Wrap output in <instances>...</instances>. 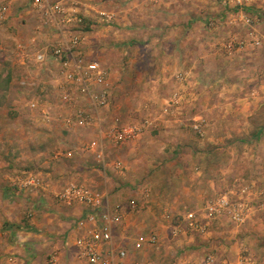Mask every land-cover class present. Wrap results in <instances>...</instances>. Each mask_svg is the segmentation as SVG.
Here are the masks:
<instances>
[{
  "label": "rangeland",
  "instance_id": "rangeland-1",
  "mask_svg": "<svg viewBox=\"0 0 264 264\" xmlns=\"http://www.w3.org/2000/svg\"><path fill=\"white\" fill-rule=\"evenodd\" d=\"M82 1H77L79 6ZM130 1L107 0L102 8L112 18L102 12L86 14V20L79 27L85 36L82 52L99 59L109 70L112 82L109 106L93 110L94 115L106 119L102 121L104 127L111 125L115 117L122 122L141 121L146 117L152 121L142 142L137 144L142 152L135 158L124 157L127 150L121 151L119 145L107 143L110 161L116 158L122 163L120 169L110 166L106 170L118 183L111 189L110 197L124 187L122 177L131 176L134 169L144 174L147 160L152 157H183L181 167L175 162H170L168 168L158 167L159 180L173 182L168 191L160 192L157 186L151 185V171L130 183V187H124L128 191L134 188L138 193L123 192L122 197L118 196L120 202H138L136 209L129 212L131 219L124 234L132 243L131 250L134 251L133 239L139 233L154 232L160 242L145 245L140 257H150L157 264H173L180 258H202L213 250L221 258H234L245 248L255 264H264V180L261 174L264 134L260 140L252 138L255 128L264 125V19L255 32L261 37L260 45L228 54L222 43L231 37L245 39L247 34L246 26H241L238 17L233 23L229 17L239 6L236 2L175 0L174 7L185 9V17L164 19L168 22L158 20L154 28L151 19L125 11L129 4L133 5ZM246 1L250 0L244 3ZM15 3L17 6L14 2L9 5V15L0 24V82L3 83L0 87V174L4 179L9 175L7 183L12 190L27 172L44 175L48 182L59 180L57 187H61L72 180L71 173L64 171L53 179L46 173L65 167L68 170L76 163L78 166L72 169L78 174L74 178L87 184L86 179L91 178L89 181L95 184L93 189L103 191L100 181L104 171L98 161L91 158L93 166L87 169L78 160V156L84 159L89 156L86 142L96 137L95 124L69 129L61 119L44 121L39 111L26 105L28 99L37 97L56 116L73 112V108L61 100L56 86L57 63L50 61L40 66L32 59V53L39 46L54 41L55 33L48 28H37L39 17L30 7V0ZM114 11H117L115 16ZM177 21L185 24L182 33L172 24ZM232 26L235 29L232 30ZM33 36L38 37L36 45L31 44ZM130 40L133 44L128 46ZM21 44L30 54L25 63L18 56ZM163 59H171V66L166 67ZM195 60L196 67L189 72L185 89L189 98L179 108L166 112L164 108L170 96L181 89L176 73L189 69ZM198 69L203 75L199 76ZM7 75L11 78L6 85L4 77ZM252 91L258 92L257 97L249 95ZM78 101L88 107L85 99L78 98ZM197 117L206 119L201 137L192 127ZM143 141L149 146H142ZM65 149L73 150L76 155V161L70 165L67 158L52 157L55 151ZM250 181H255L257 192L245 197L251 210L242 225H232L223 218L211 224L207 235L188 232L173 236V225L180 222L187 211L202 207L209 198L234 188L237 183ZM38 189L40 186L15 189V195L24 201L27 218L30 208L25 203L36 201L34 192ZM196 240L202 241L198 247L190 244Z\"/></svg>",
  "mask_w": 264,
  "mask_h": 264
},
{
  "label": "built area",
  "instance_id": "built-area-1",
  "mask_svg": "<svg viewBox=\"0 0 264 264\" xmlns=\"http://www.w3.org/2000/svg\"><path fill=\"white\" fill-rule=\"evenodd\" d=\"M10 4L9 0H0V24L8 17ZM236 4L243 6L244 0H236ZM30 6L39 17L37 28H48L55 33L54 41L33 52L32 59L40 66L46 65L50 61L57 63L56 86L60 92L61 100L64 104L71 106L73 112L69 115L56 116L50 107L42 104L37 97L28 99L26 105L32 110L39 111L46 122L61 119L69 125L96 124L98 138L87 142L86 149L94 152L98 163L105 169L108 166L105 144L107 142L123 144L135 139L144 133L152 121L149 118H143L139 122H122L119 117H115L111 125L104 127L100 117L95 116L93 110L98 111L110 104L112 90L110 72L99 59L82 52L85 36L79 27L84 20V15L78 3L74 0L68 2L65 0H30ZM242 10L240 9V12L234 15L231 20L234 21L238 17L248 25H252L258 20L245 14ZM106 17L112 18V15L106 14ZM30 41L31 44L36 45L37 37H31ZM260 43L261 37L257 33H253L245 39L231 37L222 43V47L226 53L232 54L248 46H258ZM29 55L22 44L18 46V56L22 63L26 62ZM188 76L189 71L185 69L176 73L181 89L175 90L170 96L164 108L166 112L173 108H179L189 98L185 91ZM78 98L85 99L88 107L81 105ZM205 124V118L197 117L194 119L192 127L198 134L204 135ZM112 165L115 169L122 168V163L118 160L114 161ZM261 174L264 180V167ZM19 185L22 190L40 186V175L27 172L20 178ZM256 192L255 181H250L237 183L234 188L215 194L202 207L187 211L180 222L173 225V236L188 232L207 235L211 232V224L223 218H226L232 225H242L251 210L245 197ZM55 197L62 203L71 205L78 202L85 208L84 216L75 222L79 231L75 245L84 264H157L150 257L132 256L131 249L115 245L113 229L122 223L124 211L119 204L110 205V197L106 191L90 188L81 182L70 181L55 193ZM128 206L131 209H136L137 202L131 200ZM159 242L160 237L157 233H139L133 239V249L140 253L145 245H156ZM55 258L53 254L49 259V264H54ZM173 264L197 263L180 258ZM200 264H255V260L245 252L239 253L234 258H221L213 250L206 253Z\"/></svg>",
  "mask_w": 264,
  "mask_h": 264
},
{
  "label": "crops",
  "instance_id": "crops-1",
  "mask_svg": "<svg viewBox=\"0 0 264 264\" xmlns=\"http://www.w3.org/2000/svg\"><path fill=\"white\" fill-rule=\"evenodd\" d=\"M14 2V4L17 6L18 0H9ZM66 2L70 0H65ZM78 1V0H74ZM107 0H83L82 5L79 6L81 9L82 14L85 16L86 14L92 15L96 12H102V13H108V11L103 10V6L105 7ZM120 1V0H119ZM175 0H131L129 3H132L133 5L129 4L127 8H125L126 12H129L132 16H134L133 12H136L138 17L141 18H149L152 20L153 27H157L158 20L163 22L164 19L171 18V17H185L183 8L180 9V6L175 8L174 4ZM254 1V0H253ZM252 0L246 1L243 6H237V8L234 10L235 13H231L229 17H233L234 15L238 14L240 12V9H243L242 11L250 16H253L254 18H257L258 20L254 22L252 25L245 24L243 21L240 22L241 26H246L247 28V34L244 35V38L250 37L253 33L257 31L258 26L261 24V19H264V0H261L260 3L253 2ZM229 3L236 2V0H228ZM31 7V6H30ZM246 7H251L254 10H257V12L246 10ZM124 10V9H122ZM117 11L113 12V15L115 16ZM109 14V13H108ZM136 16V17H137ZM237 21V20H234ZM231 20V22H234ZM170 24V23H165ZM173 26L177 29V32L181 33L185 29V24L183 22L177 21V23H172ZM162 27L167 25H161ZM154 27V28H155ZM235 29V26H232V30ZM179 30V31H178ZM236 33V32H235ZM237 34V33H236ZM239 36H241L239 34ZM243 36V35H242ZM248 36V37H247ZM36 37V36H35ZM38 40V37H37ZM128 46L133 44V40H130L127 42ZM41 45V43H40ZM41 46H39L40 48ZM173 56V55H172ZM156 56L151 57L152 60L155 59ZM170 57V55H169ZM179 57V56H178ZM159 58V57H158ZM172 58H175L173 56ZM171 58V59H172ZM171 59H163L162 63H165V66H171ZM160 60V59H159ZM169 61V62H168ZM196 60L195 63L191 65L189 69V72H193V68L196 67ZM184 70V69H182ZM199 73V76L203 75V73L199 72V69L197 70ZM199 78V77H198ZM200 81L203 79H199ZM255 93V94H254ZM256 94H258L257 91H252L249 95L251 97H257ZM148 118V117H146ZM106 120L105 118H100V121ZM63 121V120H62ZM138 121H129V122H139ZM63 123L69 128V129H76L79 126L77 125H69L66 124L64 121ZM97 127V125L95 124ZM147 129V128H146ZM146 133V130L142 135L139 137L129 140L123 144H115L119 145L122 150H127V154H125L124 157H137L139 153L142 152L141 146L138 147V143L142 142L140 141L142 139V136ZM98 133L95 138L89 139L87 142L97 139ZM86 142V143H87ZM108 143V142H107ZM107 143L105 144V156L106 161L108 163V166L103 169L104 173L102 174V179L100 181V184H103V191H106L109 194L111 193V189L116 188L118 186V183L115 182V178L113 177L112 173L106 172L107 168L111 166V168H114L112 165V162L114 161H120L119 159H110L108 158V151H107ZM112 143V142H109ZM148 143L146 141H143L142 146H146ZM141 145V143H140ZM149 146V144H148ZM88 157L84 159L82 156H78L79 162L83 163L86 168L91 167L92 168V162L91 158L96 159L95 154L92 150L87 149ZM120 151V150H119ZM73 150L71 149H65V150H59L55 151L53 156L54 158H67V162L73 163L75 162ZM85 155V154H84ZM169 155H162L161 157H152L151 159L147 160L149 163L147 164V170L144 174L148 175L151 171L152 177H150L151 185L157 186V189L160 192H166L168 191L167 188L173 186V182H162L159 180V177H157L158 167L161 166L162 168H165L170 165V162H175L179 167H181V163L183 162V157H173L171 159L168 158ZM97 161V159H96ZM66 162V163H67ZM174 164V163H172ZM78 164L73 163L71 167L66 169L54 170L52 172H47V176L56 177L57 174L62 173L64 171L71 173L74 177L75 174H78L77 171L74 172L72 168H76ZM160 167V168H161ZM83 168V167H82ZM87 168V169H88ZM134 173L130 176L129 174L125 177L121 178L122 185L124 187L129 186L130 183L137 182L140 180L139 178L143 177V173ZM180 172V168H178ZM89 171V170H88ZM87 171V172H88ZM167 174L170 175L169 170L166 169ZM197 174H199L197 172ZM40 175V174H39ZM69 175V174H68ZM181 176V175H179ZM73 177V178H74ZM78 177V176H77ZM184 177V176H183ZM182 177V178H183ZM0 178L2 181L0 182V264H49L50 257L54 254L55 255V262L54 264H84L83 260L78 255V250L75 245V239L77 235L79 234V231L76 228V220L79 219L81 216H84L86 213L85 208L82 204L76 202L71 205L62 203L58 201L55 197V193L62 189L68 182L70 181H77L76 178H72V180H68L64 186L57 187L58 184L60 185L59 180H50V182L45 181L46 177L44 175H40L41 178V185L40 189L34 192L35 195H37L36 201L32 203L31 201H26V207L30 208L29 211V218L25 216V209L23 208L24 201L22 202L19 198V196H16L12 191L11 187L8 185L7 180L10 179L9 175H5L4 179L2 177V174H0ZM178 178V177H177ZM170 179V178H169ZM87 183H84L90 188L92 187L94 182H91V178H87ZM58 181V183H57ZM170 181V180H169ZM79 182V181H77ZM54 184V185H53ZM124 187H122V190L120 193H112L110 199V205H116L119 204L121 208L124 211V218L122 223H120L118 226H116L113 229V237L115 241L116 246H124L128 249H131L130 246H132V243H129L127 236L124 235L127 232L128 226H129V220L131 219V215L129 214L130 211H133L128 206L129 201L127 202H120L117 200L119 198L118 196L122 197L123 192H128L131 195H134L135 193H138L136 189L132 188L131 191L126 190ZM132 187V186H131ZM118 188V187H117ZM262 190V187L260 188V192ZM178 191V189H177ZM148 194V193H147ZM33 198V197H32ZM20 200L19 202L17 200ZM34 199V198H33ZM112 199V201H111ZM137 202V201H136ZM138 203V202H137ZM26 208V209H27ZM6 222L10 223H16L19 224V227L10 226L5 224ZM122 226V229H120ZM188 242V241H187ZM202 241H191L190 244L196 245L195 247H198ZM188 244V243H187ZM133 255L140 256V253H137L133 250ZM142 257H146L145 255ZM187 259V258H186ZM192 260L194 263L200 264L203 261V257H195V259H187Z\"/></svg>",
  "mask_w": 264,
  "mask_h": 264
},
{
  "label": "trees",
  "instance_id": "trees-1",
  "mask_svg": "<svg viewBox=\"0 0 264 264\" xmlns=\"http://www.w3.org/2000/svg\"><path fill=\"white\" fill-rule=\"evenodd\" d=\"M223 3H224L223 5L226 7V6H227V5H226V2L223 1ZM252 9H253V8H251V7H246V10L253 11L254 9H253V10H252ZM254 12H257V10H254ZM84 20H86L85 17H84ZM10 78H11L10 75H7L6 77H4V81H5V84H6V85L9 83ZM2 84H3V83L0 82V87H3ZM196 133H197V132H196ZM197 134H198V133H197ZM263 134H264V125L255 128V130H254L253 133H252V138L255 139V140H260V138L262 137ZM198 136L201 137L200 134H198ZM15 186H16V188H17L18 190H22L21 187H20V185H15ZM16 188H15V189H16ZM15 189L12 191L14 194H15V192H16ZM177 223H179V222L176 221V224H177ZM5 224L10 225V226H15V227H19V226H20L19 224H16V223H10V222H6ZM243 251H244L245 253H248L247 248H245ZM248 254H249V253H248Z\"/></svg>",
  "mask_w": 264,
  "mask_h": 264
}]
</instances>
